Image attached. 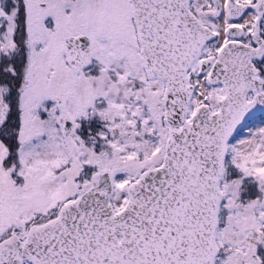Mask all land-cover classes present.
Here are the masks:
<instances>
[{"label":"snow or ice","instance_id":"6c2138e0","mask_svg":"<svg viewBox=\"0 0 264 264\" xmlns=\"http://www.w3.org/2000/svg\"><path fill=\"white\" fill-rule=\"evenodd\" d=\"M0 264H264V0H0Z\"/></svg>","mask_w":264,"mask_h":264},{"label":"rangeland","instance_id":"374dc122","mask_svg":"<svg viewBox=\"0 0 264 264\" xmlns=\"http://www.w3.org/2000/svg\"><path fill=\"white\" fill-rule=\"evenodd\" d=\"M246 131V130H245Z\"/></svg>","mask_w":264,"mask_h":264}]
</instances>
